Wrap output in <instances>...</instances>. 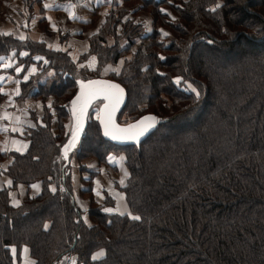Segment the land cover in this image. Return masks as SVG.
Returning a JSON list of instances; mask_svg holds the SVG:
<instances>
[{
	"label": "trees",
	"instance_id": "1",
	"mask_svg": "<svg viewBox=\"0 0 264 264\" xmlns=\"http://www.w3.org/2000/svg\"><path fill=\"white\" fill-rule=\"evenodd\" d=\"M110 1L79 61L95 55L93 71L78 67L71 48L0 38V57L11 55L25 69L40 67L28 82L19 74V100L41 99L45 110L43 123L24 131L27 150L10 154L6 174L13 185L0 188V264H26L25 247L36 264H57L66 256L76 264H264V0ZM141 14L150 17L148 32L137 21ZM37 55L48 63L35 60ZM123 59L119 75L109 77L128 93L118 121L137 113L157 115L161 123L140 147H120L104 140L98 119L89 115L78 160L97 159L115 172L123 167L128 176L122 186L116 181L114 194L104 191L102 202L92 188L81 190L79 196L90 195L84 210L71 164L61 156L68 135L57 137L54 124L64 128L71 117L79 74L100 78L104 67ZM5 72L14 68H0ZM49 72L53 84L48 78L36 87ZM89 72L96 76H84ZM177 76L192 82L199 98L183 82L175 85ZM111 155L122 156L121 163L111 165ZM49 176L55 194L47 187ZM9 191L20 200L18 207ZM119 200L141 219L102 210L116 208Z\"/></svg>",
	"mask_w": 264,
	"mask_h": 264
},
{
	"label": "crops",
	"instance_id": "2",
	"mask_svg": "<svg viewBox=\"0 0 264 264\" xmlns=\"http://www.w3.org/2000/svg\"><path fill=\"white\" fill-rule=\"evenodd\" d=\"M45 3L49 4L50 7L45 9ZM110 9V0H0V38L13 37L19 40V36L24 35L25 40L46 42L52 45L55 50L67 51L71 48L72 53L82 52L80 45L86 47V43L81 40L88 42L89 37L96 33L97 29H100L105 15ZM48 17H51V21L48 20ZM25 22H27V27L24 26ZM52 24H55V29H53ZM94 25L95 29L93 30ZM91 31L92 33L86 36ZM3 33H10L11 35L5 36ZM61 39L65 41L62 43ZM10 56L0 63H11L12 66L9 68H14L16 61ZM34 64L37 65V63ZM37 68V73H40L38 65ZM0 76L5 77V79L0 80V89L4 90L0 102V129L4 127L8 129L7 131L0 130V148L6 149V151H0V185L9 187L4 184V181L11 179L6 172L13 162V157L10 154L16 152L15 147H17V145H13L12 141L19 140L28 143L24 138V131L27 128H32L29 126L30 124H41V115L37 105H42V102L32 96L19 100V96L12 95L17 87L15 80L19 77L15 71L13 73H1ZM47 80L48 78L44 75L36 80L35 86L45 84ZM35 90L37 91L38 88ZM9 96H11V100H9ZM8 104L10 108L6 107ZM5 112L10 114L8 119L2 118ZM16 113V117L22 118L21 125L24 126L22 134L19 131H11L12 127L20 128L16 117L13 116ZM12 121L17 123V126L16 124L11 125ZM93 163L95 164L93 166H98L96 161ZM26 260H29L28 252L23 255V261ZM28 264H32L31 261Z\"/></svg>",
	"mask_w": 264,
	"mask_h": 264
},
{
	"label": "snow or ice",
	"instance_id": "3",
	"mask_svg": "<svg viewBox=\"0 0 264 264\" xmlns=\"http://www.w3.org/2000/svg\"><path fill=\"white\" fill-rule=\"evenodd\" d=\"M169 3H171V0H169ZM221 5L220 4H216V8H219ZM50 5L45 3L44 4V8L47 9L49 8ZM179 7V6H177ZM160 11L162 13H166L167 15L171 16V13L167 12V9L161 8ZM212 11H215V8L212 9ZM127 19V17H125V20ZM173 20H175V17H172ZM48 20L51 21V17H48ZM25 27H27V22H25ZM53 29H55V24H52ZM150 30V29H149ZM163 35L167 36L168 33L167 32H163V30H160ZM97 32H99V29H97ZM3 35L7 36V35H11L10 33H3ZM26 39V37L24 35H20L19 36V40L24 41ZM49 47L51 48L52 45H49ZM59 50V49H58ZM20 56H28V52L26 51H21L19 52ZM69 55H71V53H69ZM6 57H0V61L5 60ZM35 60L37 61H43L45 64L48 63V60H46L43 56H35L34 57ZM73 59L75 60V57H73ZM95 57H91V60L94 62L95 61ZM161 60L165 59V57L161 56L160 57ZM121 64H123V61H121ZM11 63H0V68H9L11 67ZM85 65L84 64H79L78 67L83 68ZM93 63H89L88 67H93ZM14 71L17 74L23 73L22 75V80L24 82H28L30 80V78L32 76H34L37 71V65L36 64H32L31 66L27 67V69H25V66L23 64H19L18 66H16L14 68ZM113 71L116 72L117 75H119V70L118 69H113ZM49 76L53 75V73L49 72L48 73ZM160 75H164V73H160ZM5 79V77L0 76V80ZM183 82V84L185 85L186 89L192 93L195 94V96L197 98H199V90L197 89V87H195L193 85L192 82H188L186 80H184V78L182 76H177L173 79V83L177 86H180L181 83ZM77 83L79 84V88L80 91L76 94V96L74 97V99L71 101L72 104V115L74 118L75 123L73 125H66L65 127H68L70 129V136L67 140V142L63 145L62 148V152H63V159L64 160H68L69 159V152L72 151L76 146L78 141L80 140L81 137V133L84 130V117L85 114L87 113L88 107L91 104V102L93 100H100V103L103 104V107L97 110V119L100 122V125H102L103 127V134L106 137L111 138L112 140L115 141H132V142H139L140 138L142 136H144L145 134H147L149 131H151L152 129H154L159 123L160 120L156 115H144L141 116L138 120H136L133 123H125L123 125L119 124L116 122L115 119V113L117 112L119 106L121 105V103L123 102V97H124V92L125 90L120 86V84H116V83H112L110 81H104V80H79L77 81ZM15 84L17 85V87L14 89V92L12 93V95L15 96H20L21 94V88H20V84H21V79H16L15 80ZM4 90L0 89V93H2ZM9 100H11V96H9ZM37 107L43 108L44 105H37ZM47 108L49 110H52V101L49 100L48 104H47ZM53 116L55 115L54 110L52 111ZM4 119H8L9 118V114L7 112H5L3 114ZM17 122L19 123V118L17 117ZM43 122L41 121V124ZM30 127H36L35 124H30ZM0 130H4L7 131L8 129L6 127H4L3 129ZM12 132H21L23 133V128L20 127H12L11 128ZM67 135V134H66ZM13 145H19L18 147H15V151L17 153H23L25 150H27L28 148V143L24 142V141H19V140H13L12 141ZM0 151H6V149H2L0 148ZM113 159V157L109 156V161H111ZM103 171V170H101ZM125 176H128V172L125 170L124 172ZM49 183L47 185L48 189L52 192V193H56L57 192V186L53 185L51 183L52 177L49 176L48 177ZM73 180H75V176L73 175ZM124 181L123 179H121V184H123ZM4 184L8 185L9 187H11L13 185V180L12 179H7L6 181H4ZM0 187H3V185H0ZM21 189L23 188V185H20ZM31 188L36 190L37 193H39L40 191V184L39 183H34L31 185ZM65 189L64 187L61 185L59 187V191L63 192ZM93 191H95V189H93ZM98 196L100 195L99 192L96 193ZM8 196L11 197V203L13 206L18 207L20 205V200L16 199L15 196L13 195L12 192H8ZM105 213H113V212H118L120 215H125L127 214L131 219L133 220H140L141 217L139 215H134L132 212H127L125 213L124 211H120V205L117 204L116 208H112V207H105L102 209ZM85 223H87V219L85 218L84 220ZM44 227L47 229L48 225L45 224ZM89 227H91V225H89ZM7 247V246H6ZM16 247L13 245L11 246V252L13 254V257H15L16 255ZM28 249L27 247L24 248V252H27ZM100 254L103 255L104 254V250L101 249L100 250ZM67 259V258H66ZM93 260L97 259V256L95 254H93L92 256ZM32 264H36L35 261L32 262ZM72 264H76V260L73 259L72 260Z\"/></svg>",
	"mask_w": 264,
	"mask_h": 264
},
{
	"label": "rangeland",
	"instance_id": "4",
	"mask_svg": "<svg viewBox=\"0 0 264 264\" xmlns=\"http://www.w3.org/2000/svg\"><path fill=\"white\" fill-rule=\"evenodd\" d=\"M137 21L139 23L144 24V26H146V29L148 27L151 30V23H150V17H149V15H147V14H141V15H139L137 17ZM92 29L93 30L95 29V25H94V27ZM150 30H147V32L150 31ZM92 31L91 32H88L86 34V36L90 35L92 33ZM81 41L83 43L84 42L86 43V47L85 46H82V44H81L80 46H81V49H82L81 51L82 52H78L76 54L75 53H72L71 54L72 56L75 57V60L77 62L80 61V59L83 56V54H86L89 51V41L88 42H87V40H81ZM74 51H76V50H74ZM134 51H135V48L133 49V52ZM91 57H95L96 58L95 55H91V56H89L87 58V61H85L84 63H80L79 62V64H84L86 67H88V64L89 63H93V65H94L93 67H88L90 69V71H93L96 68L97 60L95 59V61L93 62L91 60ZM126 58L130 59L131 58V54L130 53L127 54L126 55ZM122 61H123V64H121V62H120L118 64H108L106 67H104V69L99 74L100 75V78L110 79L109 77H111L112 75H117L116 72L113 71V69H118L119 70V73H120L121 68L123 67L124 62H125L124 59ZM15 66H14V68H15ZM82 75L83 74L81 73V74H79L77 76L78 77V80H85ZM84 76H86L88 78H94L96 75L93 74V73H91V72H89V73H87ZM46 77L50 79V85H52L53 84V82H52V75L49 76L47 74ZM76 92H77V89H76V91H75V93L73 94L72 97H74V95L76 94ZM72 97H71V99H72ZM39 100L41 101V99H39ZM69 102H70V100H69ZM42 105H43V103H42ZM9 106L10 105L8 104L6 107L10 108ZM99 108H100V103L96 104L95 107L92 109V111L90 113V115H91L90 116V120L91 121L97 119L96 118L97 117V110ZM146 109H147L146 104H143V105L140 106V110L141 111H145ZM38 110H39V114L41 115L40 118L42 119V117L44 116V113H45L44 107L42 109L39 107ZM53 110H54V112H56L55 109H52L51 111H53ZM16 115H17V113L16 114H13V116H15V117H16ZM9 116H10V114H9ZM142 116H144V115H142ZM140 117L141 116H139V114H137V113H134V114L126 113L125 116H124V118H122L121 122H122V124L132 123V122L138 120ZM16 119H17V117H16ZM19 122H21V123H18V124H20L19 127L24 128V126L21 125L22 124V118H19ZM14 124H16V126H17V123H15L14 121H12L11 125L14 126ZM66 125H73V123H72V117H70L68 120L66 119V120L63 121V127L64 128H61L60 127L61 125L58 124V123H55L54 124V133H55V135L57 137H61V134H64V132H66V134L68 135V138H69V136H70V129L68 127H65ZM20 134H22V133H20ZM68 138H67V140H68ZM18 146L19 145H17V147ZM76 151H77V149L71 155L72 160L70 162L71 165H69V166L71 167V171H72V182L75 185L74 186V190H75V192H76V194H77V196L79 198V203H80L82 209L85 210V209H87V205L89 204L90 195H86L84 197L79 196L81 194L80 193L81 190L87 189V188H92V192L96 195L97 201L99 200V201L102 202L103 199H104L103 192L104 191H107V192H109L111 194H114V192H116V187H115L116 181H118L119 184L122 186V185H124L127 176L124 175L125 169L123 167H119L118 168V172H115V171L111 170L110 168H108L107 166L102 165V164H99V161L97 159H95V160L94 159H87V160L81 162L77 158V152ZM111 157H113V159L110 161L111 165H116V164L121 163V160L120 159H122V156L121 157H116L114 155H111ZM94 161H96L98 163V166L97 167L96 166H93V165H95L93 163ZM81 168H84V171L83 172L81 171ZM101 170H103V171H101ZM73 175L75 176V180H73ZM121 179H123V181H124L123 184H121ZM93 189H95V191H93ZM97 192L100 193L99 196L96 194ZM117 204L120 205V211H124L125 213L128 211V207H127V204L125 203V201L119 200ZM30 261L33 262L34 260L31 257H29V260H26L25 262H26V264H28Z\"/></svg>",
	"mask_w": 264,
	"mask_h": 264
},
{
	"label": "water",
	"instance_id": "5",
	"mask_svg": "<svg viewBox=\"0 0 264 264\" xmlns=\"http://www.w3.org/2000/svg\"><path fill=\"white\" fill-rule=\"evenodd\" d=\"M90 80H104V81H110V82H112V83L120 84V83H118V82H116V81H114V80L105 79V78H94V79H90ZM78 81H79V80H78ZM85 81H87V80H85ZM77 84H78V83H77ZM120 86L125 90V92H124L123 102L121 103V105L119 106L117 112L115 113V119H116V122L119 123V124H121V123L118 121V117H119L120 113L123 111V109L125 108V106H126V104H127V101H128V93H127V90H126L125 87L122 86L121 84H120ZM79 91H80V88H79V84H78V88H77V92H76V94H77ZM76 94L74 95V97L76 96ZM74 97H72V99L70 100V110L72 109L71 101L74 99ZM98 103H100V100H99V99H97V100H93V101L91 102V104L89 105L88 110H87V113L85 114V117H84V130H83V132L81 133V137H80V140H79L78 143H77V146H76L72 151L69 152V154H68L69 159H68V160H65V164H66V166L69 165V163H70V158H71L72 153L76 150V148L78 147L80 141L82 140V138H83V136H84V134H85V131H86L87 127H88V121H89V115H90V112H91L92 109L95 107V105L98 104ZM102 107H103V104L100 103V108H102ZM100 108H99V109H100ZM146 115H150V114H146ZM151 115H154V114H151ZM156 116H157V115H156ZM71 117H72V123L74 124L75 121H74V118H73V115H72V111H71ZM157 117H158V116H157ZM158 118H159V117H158ZM159 120H160V119H159ZM134 122H135V121H134ZM98 123H99V125H100L99 120H98ZM132 123H133V122H132ZM160 123H161V121H160ZM160 123H159L154 129H152V130L149 131L147 134H145L144 136H142V137L140 138L139 142H132V141H115V140H112L111 138L104 136L102 125H100V128H101V132H102V136H103L104 140H106L107 142H109V143H111V144H114V145H116V146H120V147H140L141 144H142L145 140H147V139H148V138H149V137H150V136H151V135H152V134L158 129ZM121 125H123V124H121ZM62 148H63V147H62ZM61 152H62V151H61ZM62 156H63V152H62Z\"/></svg>",
	"mask_w": 264,
	"mask_h": 264
},
{
	"label": "built area",
	"instance_id": "6",
	"mask_svg": "<svg viewBox=\"0 0 264 264\" xmlns=\"http://www.w3.org/2000/svg\"><path fill=\"white\" fill-rule=\"evenodd\" d=\"M67 258V259H66ZM73 258L71 256H66L57 264H72Z\"/></svg>",
	"mask_w": 264,
	"mask_h": 264
}]
</instances>
